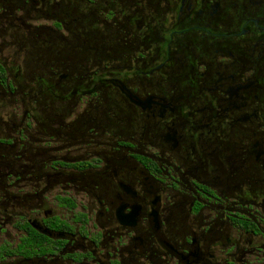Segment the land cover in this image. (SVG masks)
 Masks as SVG:
<instances>
[{"label":"flooded vegetation","instance_id":"af4514ba","mask_svg":"<svg viewBox=\"0 0 264 264\" xmlns=\"http://www.w3.org/2000/svg\"><path fill=\"white\" fill-rule=\"evenodd\" d=\"M0 264H264V0H0Z\"/></svg>","mask_w":264,"mask_h":264},{"label":"rangeland","instance_id":"374dc122","mask_svg":"<svg viewBox=\"0 0 264 264\" xmlns=\"http://www.w3.org/2000/svg\"><path fill=\"white\" fill-rule=\"evenodd\" d=\"M72 65H73V63H72ZM74 66H75V64H74ZM78 66L80 67L81 65H80V64H78Z\"/></svg>","mask_w":264,"mask_h":264}]
</instances>
